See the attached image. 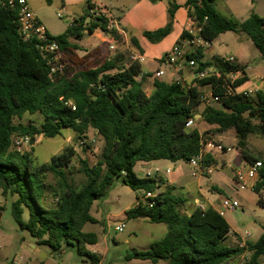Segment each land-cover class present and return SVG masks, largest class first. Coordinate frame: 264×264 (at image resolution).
Returning a JSON list of instances; mask_svg holds the SVG:
<instances>
[{
    "label": "trees",
    "instance_id": "trees-1",
    "mask_svg": "<svg viewBox=\"0 0 264 264\" xmlns=\"http://www.w3.org/2000/svg\"><path fill=\"white\" fill-rule=\"evenodd\" d=\"M10 1L0 0V190L5 199L15 198L12 216L20 230L29 233L44 251L59 252L68 245L99 264L100 258L87 250V245L98 243V235L83 229L89 223H98L91 214L94 203L104 200L120 182L138 194L136 205L125 213L127 220L143 219L165 224L168 229L162 239L153 242L146 251L136 250L130 260L231 264L248 253L247 264H264V233L257 242H246L244 248L227 246L224 242L231 227L216 209L197 207L187 213L189 199L178 193L175 186L167 185L158 176L140 177L135 171L141 162L189 163L199 155L209 132L188 128L191 118L218 126L216 131L220 133L234 129L242 157L249 163L257 162L259 158L248 153L247 144L251 135L264 138V92L254 95L236 92L247 78L231 83L230 75L245 74L243 68L220 57L204 61L203 48L188 58L197 63L196 73L210 69L214 72L197 77V86L157 80L152 95L137 80L142 74L139 62L130 61L124 66L119 57L99 58L93 65L82 68L78 62L84 63L89 56L84 60L79 57L80 48L71 40L80 41L97 29L119 39L118 31L108 28L106 16L93 17L90 12L95 6L89 2L86 16L75 20L65 33L52 36L65 66L63 71L53 70L57 64L50 61L51 56L40 48L39 42H25L20 37L19 8ZM46 1L52 5V0ZM165 1L169 2L168 24L144 33L152 43L161 42L173 31L180 6L176 0ZM216 3L217 0L187 1L188 17L192 26L201 30L199 36L211 44L224 33H244L264 59V16L253 11L247 19L238 21L219 13ZM189 38L192 36L185 31L179 44ZM132 42L138 46L135 38ZM204 87L218 98L220 107L207 105L200 113L198 108L204 94L200 88ZM28 113L43 116L41 127L15 122ZM197 115L201 119L197 120ZM63 129L75 131L82 148L88 146L85 140L89 131L94 130L104 140L98 161L91 165L88 159H80V166L76 167L73 162L77 152L74 147H67L50 163L39 165L32 152L14 148L17 139L36 135L54 138ZM214 164L210 156L202 162L204 167ZM50 174L55 183L47 181ZM78 174L85 178L80 187L75 185ZM164 185L166 189L160 192ZM263 188L264 167L253 189L260 193ZM149 192L156 197L144 200ZM49 196L53 203H46ZM260 203L264 205V200Z\"/></svg>",
    "mask_w": 264,
    "mask_h": 264
},
{
    "label": "rangeland",
    "instance_id": "rangeland-1",
    "mask_svg": "<svg viewBox=\"0 0 264 264\" xmlns=\"http://www.w3.org/2000/svg\"><path fill=\"white\" fill-rule=\"evenodd\" d=\"M32 2L39 5L42 0ZM259 5L261 15L264 16V2L260 1ZM58 13H61V11L57 9L47 11L50 20L56 24V29H51L55 34L61 33L60 31L70 24L66 16L63 15L62 18H59L57 16ZM96 42L99 43L98 40ZM256 50L258 49L256 48ZM87 56H89V59L84 63L78 62V64L83 65L82 68L93 65L101 58L89 53L82 56L83 60ZM165 79H168V77H165ZM43 121L44 118L40 113L34 115L28 113L22 120H15L16 123L26 125L32 123L38 127H41ZM196 124L194 127H196ZM88 134V139L85 140L88 146L84 148L80 147V140L72 129H63L62 133L54 138L36 135L33 138H29L28 141L17 139L14 148L20 151L32 152L36 163L42 165L50 163L55 156L60 155L67 147H74L77 152L73 162L74 166H80V159H88L93 165L98 161V156L104 146V140L93 130H90ZM18 141H20L19 146L16 144ZM32 141L33 143L31 144ZM247 145L250 155H261L264 158V138L258 135H251L248 138ZM234 147L237 148L236 146ZM236 157L237 154L225 165L224 161L219 159L213 165V173L209 175L194 176L191 166L183 161L178 164L164 163L159 168L160 173L156 174L158 177L166 178L167 167L171 166L170 168L174 169L180 166L185 174V181L190 183L191 191L196 196L198 195L201 198L204 196L216 202L223 198L237 200L240 203V208L237 211H227L224 214L231 227L230 235L224 244L231 247L239 246L242 238L246 242L255 243L264 233V205L260 203L261 199L264 200V188L258 193L250 185L242 187L238 184L231 167ZM246 166L247 161L244 159L242 167ZM137 170V174L140 177H146V171L140 172L141 169L139 167L136 168ZM199 179L200 188L197 186ZM47 181L49 183L56 182L51 174L48 176ZM84 181L85 178L82 174L75 176V185L77 187H80ZM137 196L138 194L130 187L117 182L104 200L94 203V205L99 206V210L97 211V208H93L91 214L97 219L98 223L87 224L83 231L98 235V243L96 245H87V250L100 258L99 264H167L163 260L153 263L140 259H129L136 250H148L150 245L162 239L168 230L165 224H153L143 219H126L125 213L136 205ZM13 200L15 198L5 199L0 190V206L3 209V217L0 224V264H37L39 262H44V264H94L92 259L78 254L68 245H64L59 252H48L47 257L44 258L43 252L45 251H38L39 247L36 245L35 240L29 233L20 230L15 223L12 216ZM201 202L204 203L205 199L202 198ZM46 203H53V198L49 196L46 199ZM186 208L189 209V206ZM186 208L185 211H187ZM28 217L29 215L26 211L24 219L27 220ZM120 223L126 224V228L122 233L116 231V226ZM246 233H250V236H246ZM249 260L250 254L246 253L231 264H247Z\"/></svg>",
    "mask_w": 264,
    "mask_h": 264
},
{
    "label": "crops",
    "instance_id": "crops-1",
    "mask_svg": "<svg viewBox=\"0 0 264 264\" xmlns=\"http://www.w3.org/2000/svg\"><path fill=\"white\" fill-rule=\"evenodd\" d=\"M32 1L35 0H29L32 9L35 11L41 22L46 26L49 33L54 36L63 34V32L65 33L68 27L75 20L86 16L89 2L95 7L97 6L108 11L113 16L117 24L119 39L114 38L110 34L104 33L100 29H97L93 34H86L80 41L71 40L80 48L78 56L82 57L83 55L92 53L101 58L116 59L119 57L121 60L120 64L124 66L129 65L130 57L133 54L144 56L145 61L141 63L142 74L137 78V80L142 83L143 89L148 95H152L154 93L155 82L157 80L167 83L181 82L183 85L197 86L195 81L197 78L195 68L190 67L186 60L177 65H171L165 62L166 55L175 46L179 45L182 34L185 31H189L192 27V22L188 17V10L186 8L188 0H176L180 8L175 14L173 31L170 35L158 43L150 42L144 36V33L147 31H156L168 24V1L52 0V5H48L46 0H42L39 5ZM260 1L264 2V0H217L216 7L222 15L232 17L238 21H243L247 19L253 11H257L256 13L261 15V11L259 9ZM50 9L60 10V14H62V16H66L67 20L70 22V24L63 29L64 31H60L61 33L55 34L51 31V29H56V24L50 20L47 14V11ZM89 22L90 18L86 20L87 24ZM132 38H135L138 41V46L132 42ZM96 40H98L99 43H97ZM183 43L184 41L182 44ZM111 47H114V49H111ZM204 55V61H212L215 57H235L237 65L245 71V74L239 73L236 76V79H241L244 76L247 78L246 81L236 89L237 92H251L253 95L258 91L264 92V59L262 58L260 52L256 50L252 40L249 39L246 34L235 32L224 33L213 43L208 44L204 48ZM159 71L165 72L164 76L161 78L156 77V74ZM207 72H214V69H210ZM165 77H168V79H165ZM200 89L206 94L211 92L207 87ZM206 106L207 104L202 103L198 108V112H203ZM211 106L220 107L217 102L212 103ZM196 119H201V115H197ZM196 127L201 133L209 132V134L205 136L207 140L205 150L208 153L207 156H210L216 163L219 159H222L225 165L230 162L235 154H237V157L234 162L237 161L238 157H240L243 163L245 158L242 157V151L237 146L238 138L234 129L220 133L216 131L218 126L209 125L204 121L198 122ZM209 144L221 145L224 150L218 151L209 146ZM228 149H230V151H228ZM247 151L250 152L248 147ZM254 156L264 162V158L261 155ZM234 162L233 165H231L233 168L232 172H235ZM164 163L178 164L180 161L176 163L168 160L141 162L137 164L136 168L139 167L141 169L140 172L146 171L147 173L148 170L154 171L155 169L160 168ZM248 163L249 162L247 161V164ZM185 164L187 163L185 162ZM170 167L171 166L166 169L167 177L162 178L166 181L167 185L175 186L178 193L185 195L189 199L187 204L189 209L186 208L187 213L193 212L197 207L202 209L213 207L218 210L221 200L216 202L203 196L202 198L205 199V202L202 203V198L193 194L190 183L185 181V174L182 172V168L180 166L175 167L174 169ZM168 169L171 170L170 173L167 172ZM136 172H138V170ZM197 186H200V179ZM165 189L166 186L164 185L159 191L161 192ZM98 207V205L93 206V208H97V211L99 210Z\"/></svg>",
    "mask_w": 264,
    "mask_h": 264
},
{
    "label": "built area",
    "instance_id": "built-area-1",
    "mask_svg": "<svg viewBox=\"0 0 264 264\" xmlns=\"http://www.w3.org/2000/svg\"><path fill=\"white\" fill-rule=\"evenodd\" d=\"M10 4L12 5H17L19 8V19H18V25H19V34L20 37L22 38L23 41L25 42H32L34 40H37L40 44V48L47 53V56H51L50 61H54L55 64H57V67H55L53 70H59L63 71L64 65L61 64V59H62V53L59 51V45L57 44L56 41H54L52 38V34L49 33L48 29L46 26L41 22L35 11L32 9L29 0H11ZM91 14L93 17H100V16H106L109 20V25L108 28L110 30H117V24L113 18V16L106 10H103L100 7H94L91 10ZM59 18H62V14H58ZM200 29L191 27L189 30L190 35L192 38L186 39L183 44H179L175 46L165 57V62L167 64L171 65H177L183 61H187L190 67L196 68L197 63L194 60H189L188 55L197 53L200 49L205 48L208 43L203 40L199 34H200ZM111 49H114V47H111ZM131 62H139L142 63L145 61V57L142 55L138 54H133L130 57ZM226 62H229L230 64L237 65V60L235 57L230 56L225 58ZM61 64V65H60ZM165 72L164 71H159L156 74L157 78H161L164 76ZM209 73L207 71L197 73V77L199 78H204L208 75ZM239 73L232 74L230 75V80L231 83L236 81V76ZM219 76V74H217ZM230 92H233V89L230 88ZM237 92V90H236ZM244 93H249L251 92H244ZM201 100L203 103L207 105H211L212 103L218 102V98L214 97L212 92L206 94L204 93L203 96L201 97ZM196 124V120L191 118L188 123L187 127L192 128ZM22 140H29L27 139H22ZM86 143V142H85ZM16 144L19 146L20 141L16 142ZM81 144H84L81 143ZM206 143L204 147L202 148L201 152L199 155L193 157L191 161L188 163L191 168L193 169V175L194 176H202V175H208L213 173V166L210 167H204L202 165L203 160L205 157L208 155V153L205 150ZM212 148L218 150V151H223L224 148L221 145H214V144H209ZM230 151V149H228ZM264 167V162L261 160H258L255 163H248L246 167H240V168H234V178L240 184L242 187L243 186H248L250 185L252 188L255 187L256 183L260 179V172ZM168 173L171 172L170 169L167 170ZM160 173V169L157 168L154 171L148 170L146 173L147 177H153L156 176V174ZM156 194L155 193H146L144 195V200L150 199V198H155ZM240 208V203L231 198H223L221 200V204L218 207V212L224 216V214L227 211H237ZM126 228V225L124 223H120L119 225L116 226V231L117 232H124ZM246 236H250V233H246ZM239 246L241 248H244L246 246V241L242 238Z\"/></svg>",
    "mask_w": 264,
    "mask_h": 264
},
{
    "label": "water",
    "instance_id": "water-1",
    "mask_svg": "<svg viewBox=\"0 0 264 264\" xmlns=\"http://www.w3.org/2000/svg\"><path fill=\"white\" fill-rule=\"evenodd\" d=\"M33 141L31 142V144ZM242 165V159L240 157L237 158V161L234 162V167L235 168H240ZM1 219H2V211L0 210V224H1ZM38 251H43L40 247L38 248ZM50 253V251H48ZM48 252H43L44 258L47 257Z\"/></svg>",
    "mask_w": 264,
    "mask_h": 264
}]
</instances>
